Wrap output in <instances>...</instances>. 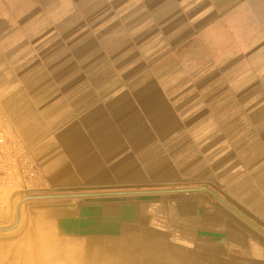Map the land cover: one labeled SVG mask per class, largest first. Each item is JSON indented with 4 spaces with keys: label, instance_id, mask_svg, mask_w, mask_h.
I'll list each match as a JSON object with an SVG mask.
<instances>
[{
    "label": "crops",
    "instance_id": "0c3cea01",
    "mask_svg": "<svg viewBox=\"0 0 264 264\" xmlns=\"http://www.w3.org/2000/svg\"><path fill=\"white\" fill-rule=\"evenodd\" d=\"M0 138V264H264V0H0Z\"/></svg>",
    "mask_w": 264,
    "mask_h": 264
},
{
    "label": "rangeland",
    "instance_id": "374dc122",
    "mask_svg": "<svg viewBox=\"0 0 264 264\" xmlns=\"http://www.w3.org/2000/svg\"><path fill=\"white\" fill-rule=\"evenodd\" d=\"M214 0H211V2H213ZM213 4V3H211ZM196 10V9H195ZM175 11V10H174ZM176 12H177V15H180L182 14V8H177L176 9ZM191 48V52L189 53V56L187 58H184V59H188L189 62H191L192 64H194L195 66L197 65H200L202 64L203 62H205V56H203V53L205 52H202V46L200 45V42H194L193 45L189 46ZM215 60L214 57H211V61ZM7 192H3L0 190V196L1 194H5ZM21 196L22 194V199H25L26 197H29V196H34V195H44L43 192L40 193V191L38 192L37 190H34V188H31L30 186L28 188H21V191L18 192ZM17 202V201H16ZM3 201L0 202V207L3 205ZM17 204V203H16ZM16 204L12 207H10V212L8 213V217L3 219L2 221L4 223H8V224H12V223H15L17 222L16 220Z\"/></svg>",
    "mask_w": 264,
    "mask_h": 264
},
{
    "label": "bare ground",
    "instance_id": "6f19581e",
    "mask_svg": "<svg viewBox=\"0 0 264 264\" xmlns=\"http://www.w3.org/2000/svg\"><path fill=\"white\" fill-rule=\"evenodd\" d=\"M30 170V169H29ZM32 176V175H31ZM26 182H27V179H26ZM16 186V185H15ZM11 188V187H10ZM13 188V187H12ZM7 190V189H6ZM9 191V190H8ZM12 192V191H11ZM127 208V207H126ZM136 208V207H135ZM69 209V208H68ZM72 210V209H71ZM125 210V209H124ZM135 210V209H134ZM120 210H118V212H119ZM64 212V211H63ZM123 212V211H122ZM138 212V211H137ZM9 213V212H8ZM119 214V213H118ZM123 214V213H122ZM65 215V214H64ZM125 215V214H124ZM40 216V215H39ZM69 216H70V212H69ZM135 216V215H134ZM140 216V215H139ZM138 216V217H139ZM34 217V216H33ZM42 217V216H41ZM40 217V218H41ZM105 217V216H104ZM135 218V217H134ZM143 218V217H142ZM148 218V217H147ZM65 219V218H64ZM105 219V218H104ZM107 219V218H106ZM78 220V219H77ZM121 220V219H120ZM123 220V219H122ZM58 221V220H57ZM60 221H62V219L60 220ZM139 221V220H138ZM131 222H134V221H131ZM29 223V222H28ZM34 223V222H33ZM56 223V222H55ZM58 223V222H57ZM60 223V222H59ZM65 223V222H64ZM130 223V222H129ZM61 224V223H60ZM35 225V224H34ZM33 225V226H34ZM59 225V224H58ZM142 225V224H141ZM30 226V225H29ZM77 226V225H76ZM147 226V225H146ZM49 227V226H48ZM105 227V226H104ZM103 227V228H104ZM31 228V227H30ZM87 228V227H86ZM91 228V227H90ZM112 228V227H111ZM35 229V228H34ZM75 229V228H74ZM80 229H82V228H80ZM88 229V228H87ZM25 230H27V229H25ZM56 230V229H55ZM47 231V230H46ZM108 231V230H107ZM49 232V231H48ZM95 232V231H94ZM160 232V231H159ZM51 233V232H50ZM69 233V232H68ZM62 234V233H61ZM66 234V233H65ZM90 234V233H89ZM97 234V233H96ZM121 234V233H120ZM48 235V234H47ZM99 235V234H98ZM34 236H35V233H34ZM62 236V235H61ZM46 238V237H45ZM62 238V237H61ZM113 238V237H112ZM115 238V237H114ZM151 238V237H150ZM26 239V238H25ZM33 239H34V237H33ZM50 239V238H49ZM87 239V238H86ZM118 239V238H117ZM35 240V239H34ZM109 240V239H108ZM62 241V240H61ZM64 241V240H63ZM62 241V242H63ZM117 241V240H116ZM115 241V242H116ZM110 242V241H109ZM35 243H36V241H35ZM86 243V242H85ZM106 243H108V242H106ZM119 243V242H118ZM120 243H122V242H120ZM167 243V242H166ZM172 243V242H171ZM28 244V243H27ZM30 244V243H29ZM65 244V243H64ZM148 244V243H147ZM165 244V243H164ZM4 245V244H3ZM152 245V244H151ZM87 246V245H86ZM131 245H129V247H130ZM135 246V245H134ZM156 246V245H155ZM176 246V245H175ZM26 247V246H25ZM111 247V246H110ZM125 247H126V245H125ZM137 247V246H136ZM161 247V246H160ZM171 247V246H170ZM116 248V247H115ZM133 248V247H132ZM175 248V247H174ZM37 249V248H36ZM35 249V250H36ZM125 250V249H124ZM126 250H128V249H126ZM172 250V249H171ZM108 251V250H107ZM118 251H121V250H118ZM122 251H123V249H122ZM179 251V250H178ZM187 251V250H186ZM89 252H91V251H89ZM103 252V251H102ZM126 252V251H125ZM138 252H139V250H138ZM160 252V251H159ZM165 252V251H164ZM117 253V252H116ZM119 253V252H118ZM11 254V253H10ZM121 254V253H120ZM124 254V253H123ZM135 254V253H134ZM36 255V254H35ZM169 255V254H168ZM110 256V255H109ZM185 256V255H184ZM103 257V256H102ZM171 257V256H170ZM9 258V257H8ZM82 258V257H81ZM111 258V257H110ZM136 258V257H135ZM145 258V257H144ZM182 258V257H181ZM115 259V258H114ZM120 259V258H119ZM123 259V258H122ZM138 259V258H137ZM170 258H168V260H169ZM18 260V259H17ZM22 260V259H21ZM29 260V259H28ZM103 260H105V259H103ZM110 260V259H109ZM144 260V259H143ZM162 260V259H161ZM190 260V259H189ZM197 260V259H196ZM37 261V260H36ZM41 261V260H40ZM45 261V260H44ZM139 261H140V259H139ZM203 261V260H202ZM80 262V261H79ZM82 263V262H81ZM127 263H129L128 261H127ZM195 263V262H194ZM21 264V263H20ZM97 264H99V263H97ZM152 264V263H151Z\"/></svg>",
    "mask_w": 264,
    "mask_h": 264
},
{
    "label": "built area",
    "instance_id": "2783aa9c",
    "mask_svg": "<svg viewBox=\"0 0 264 264\" xmlns=\"http://www.w3.org/2000/svg\"><path fill=\"white\" fill-rule=\"evenodd\" d=\"M0 141H2V138H0Z\"/></svg>",
    "mask_w": 264,
    "mask_h": 264
}]
</instances>
